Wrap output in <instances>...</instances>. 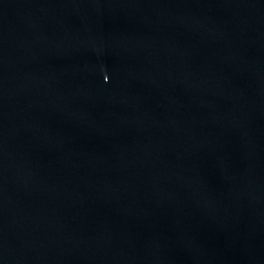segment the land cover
<instances>
[{"label": "water", "instance_id": "1", "mask_svg": "<svg viewBox=\"0 0 264 264\" xmlns=\"http://www.w3.org/2000/svg\"><path fill=\"white\" fill-rule=\"evenodd\" d=\"M0 264H264V0H0Z\"/></svg>", "mask_w": 264, "mask_h": 264}]
</instances>
